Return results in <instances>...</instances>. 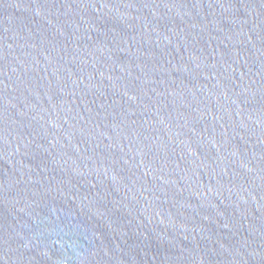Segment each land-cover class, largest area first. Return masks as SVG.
Segmentation results:
<instances>
[{
	"label": "water",
	"instance_id": "obj_1",
	"mask_svg": "<svg viewBox=\"0 0 264 264\" xmlns=\"http://www.w3.org/2000/svg\"><path fill=\"white\" fill-rule=\"evenodd\" d=\"M0 264H264V0H0Z\"/></svg>",
	"mask_w": 264,
	"mask_h": 264
}]
</instances>
